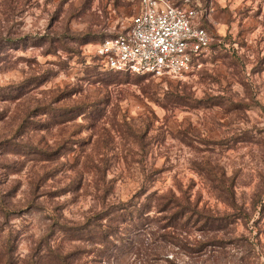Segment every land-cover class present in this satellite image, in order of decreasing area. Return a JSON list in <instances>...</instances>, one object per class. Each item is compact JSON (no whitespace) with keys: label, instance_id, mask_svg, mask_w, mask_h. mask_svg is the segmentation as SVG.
I'll use <instances>...</instances> for the list:
<instances>
[{"label":"rangeland","instance_id":"obj_1","mask_svg":"<svg viewBox=\"0 0 264 264\" xmlns=\"http://www.w3.org/2000/svg\"><path fill=\"white\" fill-rule=\"evenodd\" d=\"M173 1L183 77L102 66L140 0H0V264H264V0Z\"/></svg>","mask_w":264,"mask_h":264},{"label":"built area","instance_id":"obj_2","mask_svg":"<svg viewBox=\"0 0 264 264\" xmlns=\"http://www.w3.org/2000/svg\"><path fill=\"white\" fill-rule=\"evenodd\" d=\"M213 42L196 7L140 0L128 28L103 39L95 52L107 70L183 77Z\"/></svg>","mask_w":264,"mask_h":264},{"label":"trees","instance_id":"obj_3","mask_svg":"<svg viewBox=\"0 0 264 264\" xmlns=\"http://www.w3.org/2000/svg\"><path fill=\"white\" fill-rule=\"evenodd\" d=\"M175 4H177V3H175ZM177 5H181V4H177ZM181 6H184V5H181ZM184 7H186V6H184ZM207 31H208V29H207ZM115 35H117V33L116 34L107 35L106 37H112V36H115ZM106 37H104L103 39H105ZM102 40H100L99 42H101ZM9 41L11 43H15L17 40H9ZM22 41L25 42L26 41L25 38H23ZM114 72H119V71H114ZM125 73H128V72H125ZM132 74H134V73H132ZM2 93L6 94V92H2ZM0 95H1V89H0ZM8 95H10V94H8ZM3 96H5V95H3ZM5 97L7 99L10 96H7L6 95ZM174 102L175 103H180V96H179V94L174 97ZM79 110H80V107H77V108H62V107H59V108H51V107H48L46 111L48 113H50L53 117H54V114H55V116H62V117L68 115L67 118H65V119L69 120V119H71V117H72L71 115H73L71 113H73V112H76L75 113L76 116L81 115L82 112H78ZM170 200L171 199L166 200L165 204L169 203ZM176 206L177 207H180V204L177 203ZM182 212H183V208L180 209V210H178V212H176V214L182 213ZM135 213H137L139 215V213H141V209L140 208H136L135 209ZM130 214H131V212H130ZM105 236H106V230L103 229V230H101V240H104ZM67 257H68V255H63V254L57 252L56 250H54L53 248L50 247L48 249L46 255L43 256L41 259L43 261H47V262H45L47 264H67V261H66Z\"/></svg>","mask_w":264,"mask_h":264}]
</instances>
